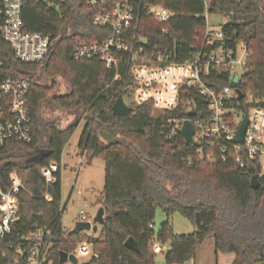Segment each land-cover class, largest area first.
Segmentation results:
<instances>
[{
	"label": "trees",
	"instance_id": "16d2710c",
	"mask_svg": "<svg viewBox=\"0 0 264 264\" xmlns=\"http://www.w3.org/2000/svg\"><path fill=\"white\" fill-rule=\"evenodd\" d=\"M147 1L175 12L163 22L143 16L140 28L150 49L170 43L177 48L178 60L188 58L190 44L202 39L206 8L211 14L229 15L223 25L226 42L233 46L244 42L250 52L237 86L264 104V0ZM93 13L87 0H27L23 8L27 29L55 36L44 61L17 59L12 47L0 38L4 76L33 80L28 96L32 141L0 144V189H9L17 178L25 186L19 194L20 218L11 234L0 237V264H13L10 244L17 246L25 234L43 225L53 232L49 256L54 264H59L61 250L74 251L84 240L99 256L82 264H155L154 244L168 240L166 263L184 264L209 238L216 252L235 255L232 264H251L262 257L264 175L259 176L258 186L251 184L252 176L260 173L258 161L244 158L240 166L229 153L226 161L200 159L196 144L187 142L180 130L168 134L169 120L181 114L177 110L155 114L153 104L145 102L133 105L127 115L113 114L111 106L119 95H125V85L114 79V70L99 58L74 56L76 44L101 41L109 34L108 29L93 24ZM58 79L66 87L62 93L53 90ZM221 83H228V77ZM76 120L84 121L81 153L89 160L102 157L105 163L100 201L105 223L96 238L63 228L62 168L53 172L52 181L42 174L43 167L61 163ZM157 207L166 214L158 233L153 228ZM177 212L193 223L192 233L173 231L170 217ZM130 236L140 251L125 245Z\"/></svg>",
	"mask_w": 264,
	"mask_h": 264
},
{
	"label": "built area",
	"instance_id": "2783aa9c",
	"mask_svg": "<svg viewBox=\"0 0 264 264\" xmlns=\"http://www.w3.org/2000/svg\"><path fill=\"white\" fill-rule=\"evenodd\" d=\"M27 0H0V38L13 49L15 57L25 62L46 60L51 53L55 36L52 32L31 31L25 26L23 8ZM94 10V25L106 28L107 37L101 41L76 44L77 59L97 57L108 69L114 70V79L125 85L124 101L133 105L151 102L153 113L166 109L181 114L169 120V135L181 128L185 121L194 125L193 142L200 159L226 161L228 153L236 157L240 166L244 158L256 160L260 175H264V104L256 102L253 95L237 93V85L244 73L238 67L246 64L250 52L244 42L229 45L225 40L223 25L230 20L223 15L220 27L210 25L211 14L206 8V30L201 40L190 44L189 57L177 59V48L170 43L159 44L163 48L149 47L146 34L141 31V18L153 17L163 22L175 15L168 7L147 0H87ZM208 1H206V7ZM238 44L243 47L240 56ZM0 57V144L8 140L31 142L33 139L32 115L28 96L33 80L29 77L4 76ZM235 75L238 81L234 82ZM223 77L228 83L222 84ZM242 99H245L242 103ZM248 113V124L242 141H236V133ZM61 163L52 162L42 168L47 181L53 180V172ZM62 168V167H61ZM25 190L23 181L17 178L7 190L0 189V237L13 231L19 220V194ZM93 218L83 210L78 220ZM53 232L48 226H37L22 237L14 249L13 264H54L49 256ZM155 251H160L157 244ZM80 255L98 257V252L82 241L74 251ZM79 263H82L79 260ZM251 264H264V255Z\"/></svg>",
	"mask_w": 264,
	"mask_h": 264
},
{
	"label": "rangeland",
	"instance_id": "374dc122",
	"mask_svg": "<svg viewBox=\"0 0 264 264\" xmlns=\"http://www.w3.org/2000/svg\"><path fill=\"white\" fill-rule=\"evenodd\" d=\"M208 21L210 25L220 27V24L223 23V15L210 14ZM238 52L240 56L243 53V47L240 44H238ZM245 70L244 66L238 67L240 73H245ZM42 81L47 82L46 80ZM53 90L57 93L66 91V87L61 79H58L56 87ZM83 130L84 121L80 120L68 143L65 145L61 164L62 201L63 205H65L61 215V222L63 228L67 231L74 227L81 210L87 215L94 217L98 208L102 206L100 201L103 198L104 192L105 163L102 157L98 156L89 160L86 153H81L79 143ZM164 220H166V214L163 208L157 207L153 223V228L157 233ZM170 223L173 231L177 234H190L194 231L193 223L181 213H174L170 217ZM101 228L102 225L98 224L97 231L90 229L84 230L83 233L88 237L96 238L100 235ZM157 244L155 243L154 247ZM160 245L161 250L156 251L155 264H167L165 254L170 248V241L168 240ZM234 258L235 255L233 253L221 250L216 252L214 240L209 238L196 247L195 256L187 260L184 264H232ZM89 259L90 256H79V260L82 263ZM64 264L72 263L66 261Z\"/></svg>",
	"mask_w": 264,
	"mask_h": 264
},
{
	"label": "water",
	"instance_id": "95a60500",
	"mask_svg": "<svg viewBox=\"0 0 264 264\" xmlns=\"http://www.w3.org/2000/svg\"><path fill=\"white\" fill-rule=\"evenodd\" d=\"M233 80L234 82H237L238 75H235ZM237 93L240 95V97L244 96V92L240 88H237ZM111 110L113 114L123 116V115H127L131 113L133 111V107L128 105L124 101L123 95H119L117 99L113 102L111 106ZM78 123H79V120H76L75 124H78ZM247 124H248V113L245 114L238 128V131L235 137L236 141L243 140ZM181 133L183 134L187 142H193L194 125L190 120H187L184 122L181 128ZM259 183H260V180H259L258 174L253 175L251 178V184L256 187L259 185ZM104 223H105V209L103 206H100L98 208L96 215L93 218V224L91 221L77 220L74 227L71 229V231L77 232V231H84V230H90V229L97 231L98 224L103 225ZM125 245L132 250L140 251V247L137 241L132 236H130L125 241ZM66 261H70L72 264H82V263H79V260L75 256V254L68 253L67 251L61 250L59 252V264H64Z\"/></svg>",
	"mask_w": 264,
	"mask_h": 264
},
{
	"label": "crops",
	"instance_id": "0c3cea01",
	"mask_svg": "<svg viewBox=\"0 0 264 264\" xmlns=\"http://www.w3.org/2000/svg\"><path fill=\"white\" fill-rule=\"evenodd\" d=\"M63 158V157H62ZM62 162V161H61ZM159 244V243H158ZM160 245V244H159ZM161 246V245H160Z\"/></svg>",
	"mask_w": 264,
	"mask_h": 264
}]
</instances>
